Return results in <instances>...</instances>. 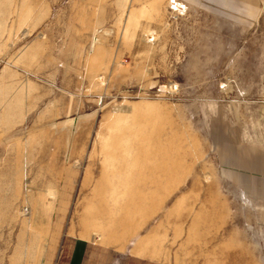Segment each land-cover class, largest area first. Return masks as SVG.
<instances>
[{"label": "rangeland", "instance_id": "rangeland-1", "mask_svg": "<svg viewBox=\"0 0 264 264\" xmlns=\"http://www.w3.org/2000/svg\"><path fill=\"white\" fill-rule=\"evenodd\" d=\"M227 142L264 151V0H0V264H264Z\"/></svg>", "mask_w": 264, "mask_h": 264}, {"label": "crops", "instance_id": "crops-1", "mask_svg": "<svg viewBox=\"0 0 264 264\" xmlns=\"http://www.w3.org/2000/svg\"><path fill=\"white\" fill-rule=\"evenodd\" d=\"M224 162L236 173L247 192L264 197V151L256 147L241 146L237 142H227ZM84 257L85 250L80 245L72 256L71 264H83Z\"/></svg>", "mask_w": 264, "mask_h": 264}, {"label": "bare ground", "instance_id": "bare-ground-1", "mask_svg": "<svg viewBox=\"0 0 264 264\" xmlns=\"http://www.w3.org/2000/svg\"><path fill=\"white\" fill-rule=\"evenodd\" d=\"M169 139H170V138H169ZM170 140H171V139H170ZM168 146H170V145H168ZM165 147H166V146H165ZM165 150H166V148H165ZM153 152H154V151H153ZM153 152H152V153H153ZM142 154H144V153H142ZM168 155H169V154H168ZM156 156H157V154H156ZM118 157H121V155L118 156ZM141 157H142V156H141ZM143 157H144V156H143ZM167 157H168V156H167ZM169 158H170V157H168V159H169ZM140 159H144V158H140ZM170 160H171V159H170ZM123 161H125V160H123ZM123 161H122V162H123ZM126 161H127V160H126ZM136 162H137V161H136ZM133 163H135V160H134ZM168 163H169V162H168ZM133 165H135V164H133ZM138 165H139V164H138ZM138 165H137V166H138ZM165 165H166V164H165ZM165 165H164V166H165ZM168 165H169V164H168ZM129 166H131V164H130ZM139 166H140V165H139ZM139 166H138V167H139ZM164 166H163V167H164ZM138 167H137V168H138ZM161 167H162V166H161ZM170 167H171V165L169 166V168H170ZM132 168H134V167H132ZM135 168H136V167H135ZM135 168H134L133 170H135ZM165 168H166V167H164L163 170H165ZM169 168H167V169H169ZM139 169H141V168L139 167ZM129 170H130V169H129ZM137 170H138V169H137ZM169 170H171V169H169ZM165 171H167V170H165ZM138 172H139V171H138ZM154 172H155V171H154ZM129 173H130V171H129ZM134 173H135V172H134ZM131 174H133V172H132ZM106 176H107V175H104V179H105ZM108 178H109V177H108ZM107 180H108V179H107ZM127 183H128V182H126V184H127ZM124 185H125V184H124ZM112 186H113V185H112Z\"/></svg>", "mask_w": 264, "mask_h": 264}]
</instances>
